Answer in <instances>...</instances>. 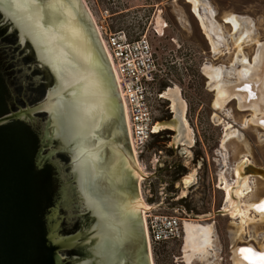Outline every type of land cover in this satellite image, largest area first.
Returning <instances> with one entry per match:
<instances>
[{"label":"water","instance_id":"obj_1","mask_svg":"<svg viewBox=\"0 0 264 264\" xmlns=\"http://www.w3.org/2000/svg\"><path fill=\"white\" fill-rule=\"evenodd\" d=\"M144 176L83 1L0 0V264H151Z\"/></svg>","mask_w":264,"mask_h":264},{"label":"rangeland","instance_id":"obj_2","mask_svg":"<svg viewBox=\"0 0 264 264\" xmlns=\"http://www.w3.org/2000/svg\"><path fill=\"white\" fill-rule=\"evenodd\" d=\"M82 1L104 50L98 23L105 11L110 29L121 28L129 36L148 39L156 63L153 122L167 121L174 114L171 101L162 95L167 87L177 86L185 105L190 144L178 140L172 129L162 128L147 150L137 153L131 147L145 175L137 179L138 197L150 206L143 216L145 225L156 213L175 214L181 222L176 238L152 241L146 232L151 264H239L235 255L241 244L260 246L257 249L263 252L264 213L251 212L249 200L264 195V176L247 171L248 188L240 199L245 213L221 210L228 204L222 180L233 184L237 159L248 158V163L264 167L262 109L251 102L240 103L237 97L247 91L258 99L264 90L257 81L262 65L255 63L258 55H264V43L258 46L264 42V0H195L196 12L193 0ZM156 15L160 26L154 22ZM208 28L211 38L205 33ZM219 88L230 94L220 106L214 105ZM182 220L210 226V247L189 262L183 257Z\"/></svg>","mask_w":264,"mask_h":264},{"label":"built area","instance_id":"obj_3","mask_svg":"<svg viewBox=\"0 0 264 264\" xmlns=\"http://www.w3.org/2000/svg\"><path fill=\"white\" fill-rule=\"evenodd\" d=\"M104 13L98 23L99 31L124 109L130 145L140 153L156 131L151 106L155 59L145 35L129 36L121 28L110 29L105 19L107 12ZM146 232L152 241L176 238L181 234V222L175 214H152Z\"/></svg>","mask_w":264,"mask_h":264},{"label":"bare ground","instance_id":"obj_4","mask_svg":"<svg viewBox=\"0 0 264 264\" xmlns=\"http://www.w3.org/2000/svg\"><path fill=\"white\" fill-rule=\"evenodd\" d=\"M193 9L196 12V1L195 0H193ZM155 22H156V25H159V26L162 25L161 24L162 21H160L159 17L156 18ZM96 30H97V28H96ZM97 34H98V31H97ZM98 37H99V35H98ZM102 39H103V36H102ZM99 40H100V38H99ZM100 43H101V41H100ZM103 50H104V48H103ZM260 50H262V49H260ZM104 52H105V50H104ZM263 56H264L263 54L260 56L258 55L257 60L255 62L256 65H258V66L262 65L261 70L258 71V78H257V81H259L258 84H260L261 88L264 87V85H263L264 84ZM106 57H107V55H106ZM108 62H109V60H108ZM109 65H110V63H109ZM257 68H259V67H257ZM112 73H113V71H112ZM113 76H114V74H113ZM262 85H263V87H262ZM166 95L171 101L172 110L176 113V115L178 114V117L181 120V129L178 130V133H177L178 140H181L183 143L190 144V142H192V141H191V136L189 133V127L186 124L185 119L183 118V111H184L185 105H184L183 100L180 97V92H179L177 87H174L172 89L169 88L168 91L166 92L165 96ZM229 97H230V94L226 90H222L219 88L218 89V95H217L216 101L214 103H216L220 106L222 104V102L226 101ZM237 97L239 98L240 103L244 102V103H247L246 105H248V102H251L253 106L257 105L258 108H260V110L262 109L260 112H263L262 116H260L261 119L264 118V90L261 89L260 95L258 96V99H257V94H253V92H247V91H246V95L241 93V94H238ZM259 119L260 118H258V120H256V121L259 122ZM166 126H168V125H166ZM166 126H164V127H166ZM133 156H134V154H133ZM247 159L246 158L240 159V161H238V163L235 165L233 184H229L223 179V183H224L223 189L225 192L226 201L228 203V204L226 203L227 204L226 210L229 211L230 213H232V215H241L242 213L246 212V210L241 211L240 199L245 194V190L248 188V175L246 174L247 170H248V168L246 166V164L248 163ZM134 160H135V157H134ZM135 163H136V161H135ZM136 166L139 169V171L142 173V171L140 170V167L137 164H136ZM254 174H256V173H254ZM140 201L142 202L143 205L148 206V204H144L145 202H143L141 199H140ZM250 207H251V210H250L251 212L256 211V212H260L262 214L264 213V208L260 209L259 207H261V206L259 203L252 204V205H250ZM149 208H150V206H148L147 209H149ZM252 209H254L255 211H253ZM145 211L146 210L142 211V216H144V217H145V214H144ZM144 217H143V221H144ZM145 228H146V225H145ZM183 232H184V239H183V241H184V245H183L184 256L183 257H184L185 262H189L194 255H196V256L197 255H203L206 251L207 246L210 247L209 244H210L211 238H210V227L209 226L198 224V223H195L193 221H186L184 223V227H182V235H183ZM247 251H249V253ZM258 255H264V251L261 253H255V255L250 250H246L245 252L244 251L236 252L235 261L237 260L238 261L237 263H239V264H264V261H261L259 259L260 256H258Z\"/></svg>","mask_w":264,"mask_h":264},{"label":"crops","instance_id":"obj_5","mask_svg":"<svg viewBox=\"0 0 264 264\" xmlns=\"http://www.w3.org/2000/svg\"><path fill=\"white\" fill-rule=\"evenodd\" d=\"M190 1H192V0H190ZM157 17H159L158 15H156L155 16V19H154V22L156 21V18ZM232 19H234V18H232ZM236 20V19H235ZM155 24H156V22H155ZM164 25V24H163ZM126 32V31H125ZM210 32H211V30L208 28V30L207 31H205V33H207L206 35L207 36H209L210 37ZM127 33V32H126ZM211 38V37H210ZM264 42H260L259 44H258V46H261L262 44H263ZM210 44H213L212 46L213 47H215V43H214V41L211 39V42H210ZM257 46V47H258ZM256 50H257V48H256ZM208 70V69H207ZM240 70H242V69H240ZM240 72V71H239ZM215 81V80H214ZM174 87H177V86H175V85H172V86H169V87H167L166 89H164V91H163V93H162V95L165 97V98H167L169 101H170V99L167 97V95L165 96V94H166V92L168 91V89L170 88V89H172V88H174ZM244 88V87H243ZM160 95V94H159ZM162 95H160V96H162ZM215 99V98H214ZM235 99V98H234ZM235 101H236V105H237V100L235 99ZM214 105H215V103H214ZM217 106V105H216ZM169 107L171 108V105H169ZM219 107V106H218ZM237 107H238V105H237ZM240 108V107H239ZM171 110H172V108H171ZM174 112V111H173ZM173 118V119H172ZM179 120V121H178ZM166 123V124H165ZM166 125H168V126H166ZM170 125V126H169ZM173 125V126H172ZM164 126H166L167 128H170V129H172L173 131H174V133H176V135H177V133H178V130H180L181 129V120L179 119V117H178V114L176 115V113L174 112V114H173V116L169 119V120H167V121H164V120H159V121H156L154 124H153V128H155L156 129V131H157V129H160V128H166V127H164ZM175 135V136H176ZM174 140H176L177 141V139L175 138ZM173 142H171V144H172ZM244 158V157H243ZM243 158H238L237 159V161L238 160H240V159H243ZM237 161H235V163L237 162ZM235 163L233 164V168H234V165H235ZM221 177H224L223 175H220V178ZM233 178H234V175H233ZM233 178H232V180H233ZM221 180V179H220ZM223 181V180H222ZM220 183H222V182H220ZM223 184V183H222ZM222 186V185H221ZM222 190H223V187H222ZM249 190H250V188H249ZM223 193H224V190H223ZM225 195V194H224ZM259 199V197L258 198H256L255 200H249V202H252L250 205H252V204H255L256 202H254V201H256V200H258ZM224 202H225V200H224ZM248 202V203H249ZM245 204V203H244ZM222 210H225V211H227L225 208L224 209H222ZM257 216V215H256ZM188 220H191V219H188ZM195 222H199V221H196V220H194ZM201 223V222H200ZM183 224H184V221L182 220V227H183ZM202 224H205V225H208V224H206V223H202ZM209 226V225H208ZM210 227V226H209ZM183 237H184V232H183V236H182V242H183ZM246 244H249V243H246ZM253 248H248V247H246L245 245H242L241 244V246L240 247H242V248H238V249H240V250H244V252L246 251V250H250V251H252V253H254V255H255V253H261L257 248H259V247H255V246H253V245H251ZM248 253H249V251H247ZM258 256H260V255H258ZM235 264V263H234Z\"/></svg>","mask_w":264,"mask_h":264},{"label":"flooded vegetation","instance_id":"obj_6","mask_svg":"<svg viewBox=\"0 0 264 264\" xmlns=\"http://www.w3.org/2000/svg\"><path fill=\"white\" fill-rule=\"evenodd\" d=\"M169 119H170V118H168V120H169ZM161 129H162V128L158 129V130L156 131L155 134H153L154 132L151 134L149 140H148V141L145 143V145H144L145 147L143 148V151H144V150H147L148 145H149V142L152 140L153 136H154V137H155V135H156V136H157V135L160 136V131H161ZM158 132H159V134H158ZM159 136H158V137H159ZM147 242H148V247H149L150 244H149V240H148V238H147Z\"/></svg>","mask_w":264,"mask_h":264},{"label":"snow or ice","instance_id":"obj_7","mask_svg":"<svg viewBox=\"0 0 264 264\" xmlns=\"http://www.w3.org/2000/svg\"><path fill=\"white\" fill-rule=\"evenodd\" d=\"M241 251H244V250H241ZM259 259H260L261 261H264V255H261V256L259 257Z\"/></svg>","mask_w":264,"mask_h":264}]
</instances>
